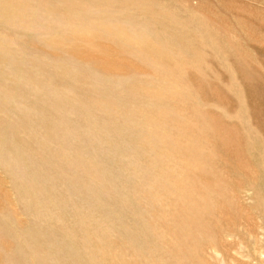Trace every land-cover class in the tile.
Segmentation results:
<instances>
[{"label": "rangeland", "instance_id": "374dc122", "mask_svg": "<svg viewBox=\"0 0 264 264\" xmlns=\"http://www.w3.org/2000/svg\"><path fill=\"white\" fill-rule=\"evenodd\" d=\"M126 262L264 264V0H0V264Z\"/></svg>", "mask_w": 264, "mask_h": 264}, {"label": "bare ground", "instance_id": "6f19581e", "mask_svg": "<svg viewBox=\"0 0 264 264\" xmlns=\"http://www.w3.org/2000/svg\"><path fill=\"white\" fill-rule=\"evenodd\" d=\"M30 235H37V233H29L28 234V236H30ZM31 237V236H30ZM119 246V245H118ZM105 248H107V247H105ZM107 250V249H106ZM180 250V249H179ZM40 251V249H38V248H35V251H34V253H37V254H40L41 252H39ZM177 251H178V249H177ZM175 253V252H174ZM183 254H184V252H183ZM181 256H182V252H181V254H180ZM178 256V258H179V254L177 255ZM174 257V256H173ZM114 259V258H113ZM184 259V258H183ZM182 259V260H183ZM43 260V259H42ZM103 260V259H102ZM118 261V260H117ZM121 261V260H120ZM119 262V261H118ZM136 262V261H135ZM138 263H140V262H138ZM126 264H128L127 262H126ZM130 264V263H129ZM133 264V263H132ZM142 264V263H141ZM155 264V263H154ZM159 264V263H158ZM198 264V263H197Z\"/></svg>", "mask_w": 264, "mask_h": 264}]
</instances>
